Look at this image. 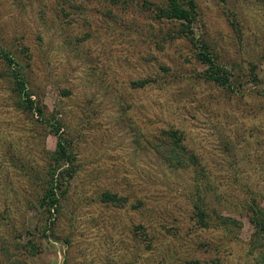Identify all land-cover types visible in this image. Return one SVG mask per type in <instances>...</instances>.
Listing matches in <instances>:
<instances>
[{"label":"rangeland","instance_id":"374dc122","mask_svg":"<svg viewBox=\"0 0 264 264\" xmlns=\"http://www.w3.org/2000/svg\"><path fill=\"white\" fill-rule=\"evenodd\" d=\"M144 1L160 2L0 0V46L74 159L57 210L32 207L58 135L12 106L0 63V264H264L248 218L264 211V0H194V35L229 88ZM168 126L195 166H170L145 144ZM103 190L124 205L100 201ZM197 197L235 224L200 226ZM29 240L38 253L22 247Z\"/></svg>","mask_w":264,"mask_h":264},{"label":"trees","instance_id":"16d2710c","mask_svg":"<svg viewBox=\"0 0 264 264\" xmlns=\"http://www.w3.org/2000/svg\"><path fill=\"white\" fill-rule=\"evenodd\" d=\"M143 6L148 7L155 14L156 18L177 26V29L171 32L172 34H169L170 38L182 36L189 39L196 48V58L205 66L204 75L208 80L223 87L229 88L232 86L234 80L229 79L230 72L214 61L204 41L197 39L194 35L193 27L196 25V5L194 0H160L156 6L144 1ZM0 63H2V77L5 79L8 93L11 95L12 106L24 114L41 118L43 124L46 125L48 118L44 117L38 98L29 90L21 65L17 62L12 52L1 46ZM249 74V80L256 81V74L252 69L249 70ZM147 82L148 79L142 78L132 80L130 84L133 87H142ZM46 126L49 127V131L52 134H56L58 137L55 141L54 150L49 152L48 165L41 179V194L39 193L40 195L36 197V204L30 205L34 208L37 207L42 212L52 214L50 211L54 210L55 212L57 210L56 206L60 197L63 196L65 189L63 184L74 173V159L69 144L64 143L59 137V122L52 120L51 124H47ZM145 144L170 166L187 167L197 164L195 154L184 145L182 132L177 128L168 126L157 129L153 134H149ZM23 167L25 168L26 175L32 179V170H29L28 166ZM99 199L102 202L110 203L113 207H121L125 203L124 197L109 190H103L100 193ZM197 199L198 201L192 202L191 206L194 212L193 217L197 219L200 226H207L209 224L208 218L211 221H215L214 223H219V225L235 224V220L228 216L216 214V216L211 217L205 213L201 198L197 197ZM248 218L253 227L252 234L254 236H264V211L259 209L252 210ZM49 221L48 223H50ZM137 227L141 228V225ZM14 243L17 247L18 242L14 241ZM22 247H25V251L31 255L39 252V249L35 247V244L31 240L27 241L26 245L22 244ZM16 261L19 260L16 259ZM20 264L26 263L21 261Z\"/></svg>","mask_w":264,"mask_h":264}]
</instances>
